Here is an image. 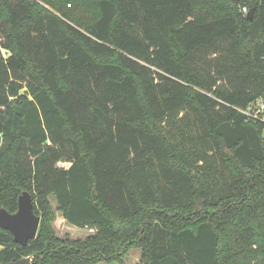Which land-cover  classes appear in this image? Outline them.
Returning a JSON list of instances; mask_svg holds the SVG:
<instances>
[{
	"label": "trees",
	"instance_id": "trees-1",
	"mask_svg": "<svg viewBox=\"0 0 264 264\" xmlns=\"http://www.w3.org/2000/svg\"><path fill=\"white\" fill-rule=\"evenodd\" d=\"M0 24V203L40 216L0 262L264 264V0H0ZM50 196L93 232L57 235Z\"/></svg>",
	"mask_w": 264,
	"mask_h": 264
},
{
	"label": "water",
	"instance_id": "water-1",
	"mask_svg": "<svg viewBox=\"0 0 264 264\" xmlns=\"http://www.w3.org/2000/svg\"><path fill=\"white\" fill-rule=\"evenodd\" d=\"M253 9H249L246 18L251 19ZM40 222V216L35 214L31 195L23 191L18 197V208L10 213L0 203V228L9 230L13 240L21 245H26L29 240L35 238ZM0 264H31L30 257H22Z\"/></svg>",
	"mask_w": 264,
	"mask_h": 264
},
{
	"label": "rangeland",
	"instance_id": "rangeland-1",
	"mask_svg": "<svg viewBox=\"0 0 264 264\" xmlns=\"http://www.w3.org/2000/svg\"><path fill=\"white\" fill-rule=\"evenodd\" d=\"M42 4L44 6H46L48 9L52 10L48 5H46L44 3H42ZM241 11H242V9H241ZM3 28H4L3 24H0V40H2V38L4 36ZM208 57H209V60H213V58H214L211 55H209ZM255 106L258 107L259 104H255ZM50 203H51V205L55 211V217L56 218H55V221L53 222V228H54L57 235H59L61 237L67 235L71 238H83L86 235L93 232V230H91L89 228L76 227V226L68 224L62 218L61 213L56 209L57 205H56V202L52 196H50ZM139 259H140V250L133 248L124 257H122L121 261H113L110 263L100 261L98 264H141Z\"/></svg>",
	"mask_w": 264,
	"mask_h": 264
},
{
	"label": "built area",
	"instance_id": "built-area-1",
	"mask_svg": "<svg viewBox=\"0 0 264 264\" xmlns=\"http://www.w3.org/2000/svg\"><path fill=\"white\" fill-rule=\"evenodd\" d=\"M249 9L247 7H243L242 8V11L243 13H247ZM255 104H259V108L261 110L264 109V103L262 102V100H258ZM253 105L254 104H250L246 109H238L239 111H241L242 113H245V114H252L254 112V114H256L257 110L253 111Z\"/></svg>",
	"mask_w": 264,
	"mask_h": 264
},
{
	"label": "crops",
	"instance_id": "crops-1",
	"mask_svg": "<svg viewBox=\"0 0 264 264\" xmlns=\"http://www.w3.org/2000/svg\"><path fill=\"white\" fill-rule=\"evenodd\" d=\"M140 260V259H139Z\"/></svg>",
	"mask_w": 264,
	"mask_h": 264
}]
</instances>
